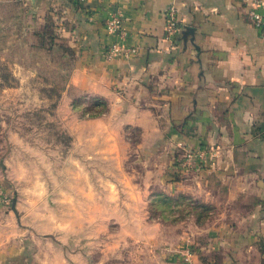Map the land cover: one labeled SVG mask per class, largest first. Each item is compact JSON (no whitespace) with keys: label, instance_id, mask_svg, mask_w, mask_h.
Masks as SVG:
<instances>
[{"label":"crops","instance_id":"crops-1","mask_svg":"<svg viewBox=\"0 0 264 264\" xmlns=\"http://www.w3.org/2000/svg\"><path fill=\"white\" fill-rule=\"evenodd\" d=\"M7 1L29 5L33 18L53 22L56 41L72 51L56 114L65 117L76 147L88 156L151 150L152 158L141 159L146 172L104 176L110 180L106 195L120 196L123 189L142 198L166 184L224 205L206 225L191 218L166 224L183 229L177 245L161 247L144 264H264V38L243 1L0 0ZM171 4L181 23L174 44L163 39ZM114 12L122 14L127 44L137 50L109 59L106 49L118 37L104 24ZM72 88L104 99L107 110L80 116ZM131 128L140 131L137 141L127 133ZM12 158L0 157L7 171ZM31 176L25 165L22 172L0 173V264H94L88 254L65 252L60 237L41 229L43 221H31V205L19 200L24 191L36 192L25 187ZM120 179L128 188L120 189ZM8 184H16L18 195L11 205ZM126 204L133 208L114 209L143 211ZM118 220L124 227L166 226L141 214ZM160 242L168 241L158 235L153 243Z\"/></svg>","mask_w":264,"mask_h":264},{"label":"rangeland","instance_id":"rangeland-1","mask_svg":"<svg viewBox=\"0 0 264 264\" xmlns=\"http://www.w3.org/2000/svg\"><path fill=\"white\" fill-rule=\"evenodd\" d=\"M31 11L29 5L0 2V157H13L8 171L0 165V173L22 172L24 165L32 173L31 179L24 181L29 184L25 187L36 192L24 191L19 199L31 205V221H43L41 229L60 237L65 252L88 254L94 264L147 263L161 247L177 245L183 229L166 224L190 218L200 225L214 221L225 208L222 203L188 191L174 192L166 184H158L151 193L148 189L147 195L138 198L126 195L122 188H128L129 181L120 179L116 180L122 189L120 196L104 193L110 182L104 176L146 172L149 166L141 159L152 158L151 150L128 147L126 153L123 148L111 155L88 156L86 148L76 147L72 133L65 127V117L56 114L73 57L68 50V55H62L64 44L52 40L53 22L33 18ZM71 91L80 116L103 110L102 98L88 97L76 88ZM127 133L134 141L140 138L136 128ZM8 186L11 205L15 196L18 202V195L13 191L16 184ZM120 200L121 205L117 204ZM126 202L139 204L143 211L116 210L120 206L133 208ZM138 214L166 226L124 227L123 220H118ZM158 235L168 242L154 244ZM253 262L260 263L258 259Z\"/></svg>","mask_w":264,"mask_h":264},{"label":"built area","instance_id":"built-area-1","mask_svg":"<svg viewBox=\"0 0 264 264\" xmlns=\"http://www.w3.org/2000/svg\"><path fill=\"white\" fill-rule=\"evenodd\" d=\"M247 7V13L251 23L259 30L264 38V0H242ZM105 29L115 34L118 40L111 43L106 49V57L111 59L115 57H128L137 48L127 44L128 31L124 25V18L119 12L112 13L105 20ZM181 27L180 19L178 17V9L175 4H171L165 11V23L163 28V39L174 44L175 38ZM190 158V154H188ZM191 252L186 251V259H189Z\"/></svg>","mask_w":264,"mask_h":264},{"label":"trees","instance_id":"trees-1","mask_svg":"<svg viewBox=\"0 0 264 264\" xmlns=\"http://www.w3.org/2000/svg\"><path fill=\"white\" fill-rule=\"evenodd\" d=\"M43 35H45V33H43ZM54 38H52V40H54V41H56V34H55V32H54V36H53ZM57 42V41H56ZM64 44V43H63ZM60 46H62V45H60ZM64 46H65V48L66 49H64L65 51H63L62 52V55H64V54H67L68 55V53L66 52L67 50L71 53V55H72V51H71V49L68 47V46H66L65 44H64ZM62 47H60V49H61ZM104 100V99H103ZM105 101V100H104ZM104 103V108H103V110L102 111H100V112H98V113H95V114H93V113H89V112H87V114L86 115H88V116H90V117H93V116H97V115H100V114H102V113H104L106 110H107V102L105 101V102H103Z\"/></svg>","mask_w":264,"mask_h":264}]
</instances>
